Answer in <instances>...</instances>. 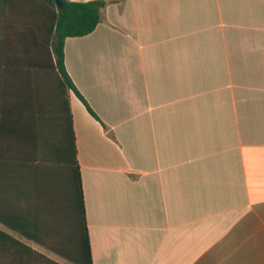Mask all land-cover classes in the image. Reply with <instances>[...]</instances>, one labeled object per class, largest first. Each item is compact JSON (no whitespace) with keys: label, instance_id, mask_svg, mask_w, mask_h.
<instances>
[{"label":"crops","instance_id":"crops-1","mask_svg":"<svg viewBox=\"0 0 264 264\" xmlns=\"http://www.w3.org/2000/svg\"><path fill=\"white\" fill-rule=\"evenodd\" d=\"M105 1L64 45L92 264H264V0ZM41 11L0 0V264H72L17 231L70 195L25 150Z\"/></svg>","mask_w":264,"mask_h":264},{"label":"trees","instance_id":"trees-1","mask_svg":"<svg viewBox=\"0 0 264 264\" xmlns=\"http://www.w3.org/2000/svg\"><path fill=\"white\" fill-rule=\"evenodd\" d=\"M35 1L42 7L40 20L43 27L39 30L38 48L41 52L46 50L41 68L48 72V77L45 81L42 79L39 86L28 88L34 100L25 103L30 112L29 118L26 113L24 125L25 150L33 161L65 167L69 174L70 195L65 205L57 209H30L29 225L26 214L25 227L17 226V231L26 238L41 242L49 251L72 264H92L69 93L73 92L87 111L100 120L66 71L64 45L67 38L92 33L101 22V11L108 2L61 0L62 8H58L54 0ZM41 97L45 99L41 100ZM101 124L113 138L107 126Z\"/></svg>","mask_w":264,"mask_h":264},{"label":"water","instance_id":"water-1","mask_svg":"<svg viewBox=\"0 0 264 264\" xmlns=\"http://www.w3.org/2000/svg\"><path fill=\"white\" fill-rule=\"evenodd\" d=\"M58 8H62V1L61 0H54Z\"/></svg>","mask_w":264,"mask_h":264}]
</instances>
